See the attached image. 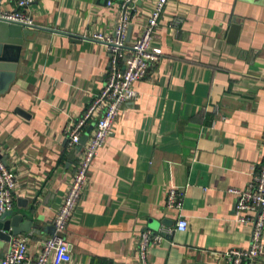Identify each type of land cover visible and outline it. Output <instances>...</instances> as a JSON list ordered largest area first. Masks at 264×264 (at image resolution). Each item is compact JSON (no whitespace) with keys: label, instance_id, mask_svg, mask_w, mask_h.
I'll return each mask as SVG.
<instances>
[{"label":"crops","instance_id":"obj_1","mask_svg":"<svg viewBox=\"0 0 264 264\" xmlns=\"http://www.w3.org/2000/svg\"><path fill=\"white\" fill-rule=\"evenodd\" d=\"M18 1L0 0V10H17ZM154 1L140 3L138 22ZM121 2L34 0L27 8L36 26L0 95V154L18 177L14 208L33 209L43 230L24 233L34 254L79 160L65 129L109 71L108 51L91 36L113 30ZM152 47L160 58L135 82L138 98L122 106L92 163L63 264H142L145 230L164 233L147 247L146 264H227L222 252L251 244L252 226L235 220L229 189L246 187L264 154V0H168ZM172 187L181 209L166 207ZM181 216L185 231L175 230Z\"/></svg>","mask_w":264,"mask_h":264},{"label":"built area","instance_id":"obj_2","mask_svg":"<svg viewBox=\"0 0 264 264\" xmlns=\"http://www.w3.org/2000/svg\"><path fill=\"white\" fill-rule=\"evenodd\" d=\"M34 0H19L18 9L0 10V21L15 23L24 27H35L36 23L28 12V6ZM148 0H122L118 9L114 28L111 32H96L91 37L101 43L109 53V71L107 78L94 95L84 111L70 119L65 135L67 146L75 149L80 145L86 129L93 125L87 142L82 145L78 155V164L61 207L54 218L55 233L40 241L41 248L34 254L30 251L29 236H13L4 252L0 264H63L70 244L65 239L67 226L73 216L84 187L91 172V166L107 138L112 133L113 125L122 106L136 100L139 96L134 84L144 78L149 68L162 53L152 47V39L159 25V19L168 0H155L147 20L143 23L136 20L140 3ZM112 5V1H108ZM132 25L138 29L135 38L128 40V28ZM252 180L246 187L230 188L235 194V220L252 226L251 244L248 248H231L222 252L227 264H257L264 253V154L258 167L252 168ZM18 188V177L0 154V214L11 210L15 205V193ZM166 207L181 209V192L170 188ZM188 221L181 216L175 230L185 231ZM174 229L168 232L171 234ZM164 233L145 230L141 233L140 252L146 264L145 252L149 245L159 244Z\"/></svg>","mask_w":264,"mask_h":264},{"label":"water","instance_id":"obj_3","mask_svg":"<svg viewBox=\"0 0 264 264\" xmlns=\"http://www.w3.org/2000/svg\"><path fill=\"white\" fill-rule=\"evenodd\" d=\"M133 26L128 28L127 38L129 40ZM239 25L234 24L232 27V36H236ZM34 32L29 27H24L15 23L0 21V95L4 94L16 78L18 62L21 58L22 46L29 35ZM93 129L90 125L82 136L80 145L72 152L71 157L79 155L82 145H84L88 136ZM6 163V160L3 159ZM26 200V199H25ZM19 206L27 207L28 203L20 199ZM33 209L24 212L19 209H11L0 214V243H8L13 236L28 233L29 235L41 234L42 228L34 223ZM47 232L51 235L55 233L54 225L46 226Z\"/></svg>","mask_w":264,"mask_h":264}]
</instances>
